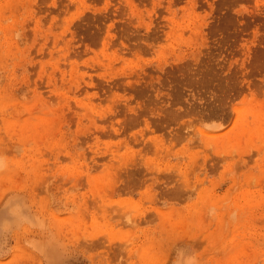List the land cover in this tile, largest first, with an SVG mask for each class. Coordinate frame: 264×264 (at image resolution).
<instances>
[{
  "label": "rangeland",
  "instance_id": "1",
  "mask_svg": "<svg viewBox=\"0 0 264 264\" xmlns=\"http://www.w3.org/2000/svg\"><path fill=\"white\" fill-rule=\"evenodd\" d=\"M53 263L264 264V0H0V264Z\"/></svg>",
  "mask_w": 264,
  "mask_h": 264
},
{
  "label": "bare ground",
  "instance_id": "2",
  "mask_svg": "<svg viewBox=\"0 0 264 264\" xmlns=\"http://www.w3.org/2000/svg\"><path fill=\"white\" fill-rule=\"evenodd\" d=\"M185 231V230H184ZM52 256V255H51ZM53 262V261H52ZM53 264H56V263H53Z\"/></svg>",
  "mask_w": 264,
  "mask_h": 264
}]
</instances>
